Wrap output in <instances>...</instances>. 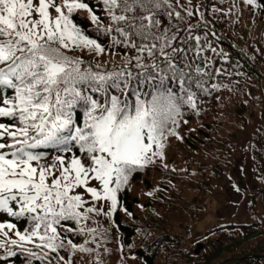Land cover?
Here are the masks:
<instances>
[{
  "label": "snow or ice",
  "instance_id": "6c2138e0",
  "mask_svg": "<svg viewBox=\"0 0 264 264\" xmlns=\"http://www.w3.org/2000/svg\"><path fill=\"white\" fill-rule=\"evenodd\" d=\"M102 5L106 19L86 0H0V218H11L0 219V264H75L98 251L103 232L89 224L111 216L131 174L180 138L182 109H197L192 85L209 92L213 73L193 60L211 68L204 53L216 49L196 34L208 22L193 0ZM81 10L106 24L96 31L110 45L75 21ZM116 48L124 60L110 70L70 54ZM39 149L61 154L49 163Z\"/></svg>",
  "mask_w": 264,
  "mask_h": 264
},
{
  "label": "trees",
  "instance_id": "16d2710c",
  "mask_svg": "<svg viewBox=\"0 0 264 264\" xmlns=\"http://www.w3.org/2000/svg\"><path fill=\"white\" fill-rule=\"evenodd\" d=\"M86 2L106 19L102 0ZM193 3L208 22L196 34L209 33L216 49L204 53L212 61L211 68L204 60H193L213 73L214 78H204L209 92L192 85L197 109H182L176 129L180 138L169 137L163 158L156 157L154 163L131 174L118 192V206L111 216L96 217L99 223L89 224L103 232V237H97L100 247L91 254H77L75 264H96L97 256L102 264H264V7L246 0ZM74 19L90 36L110 45V38L96 31L106 24H91L84 10ZM114 51L115 55L97 56L75 49L70 54L84 59V67L99 63L101 70H110L122 64L126 50ZM212 84L220 85L219 89ZM170 86L176 88L174 82ZM256 113L260 122L246 146L255 182L247 198L252 221L228 222L192 236L193 221L208 202L210 189L226 175L235 152L234 137ZM236 172L235 183L241 186L244 175ZM75 239L83 243L91 238ZM197 243L202 244L198 253ZM89 246L96 248V244ZM23 259L20 256L16 264Z\"/></svg>",
  "mask_w": 264,
  "mask_h": 264
},
{
  "label": "rangeland",
  "instance_id": "374dc122",
  "mask_svg": "<svg viewBox=\"0 0 264 264\" xmlns=\"http://www.w3.org/2000/svg\"><path fill=\"white\" fill-rule=\"evenodd\" d=\"M259 122L260 117L256 113L244 122V126L234 137L235 152L227 165L226 175L220 177V183H216L210 189L211 196L208 197V202L200 209L193 221L192 236L200 235L209 228L224 223L248 224L252 221L251 212L247 206V198L248 192L255 185V182L248 166L246 146ZM60 154L58 152L52 154L47 162H52L54 156ZM237 170L244 175L243 180H240L241 186L235 183V179L239 178L238 175H235ZM105 208L107 209V204H105Z\"/></svg>",
  "mask_w": 264,
  "mask_h": 264
},
{
  "label": "water",
  "instance_id": "95a60500",
  "mask_svg": "<svg viewBox=\"0 0 264 264\" xmlns=\"http://www.w3.org/2000/svg\"><path fill=\"white\" fill-rule=\"evenodd\" d=\"M201 247H202V245H201V244H198L197 247H196V249H195V252L198 253V252H199V249H200Z\"/></svg>",
  "mask_w": 264,
  "mask_h": 264
}]
</instances>
